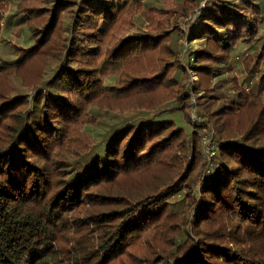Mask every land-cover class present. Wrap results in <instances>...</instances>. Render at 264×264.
I'll use <instances>...</instances> for the list:
<instances>
[{"label": "trees", "instance_id": "trees-1", "mask_svg": "<svg viewBox=\"0 0 264 264\" xmlns=\"http://www.w3.org/2000/svg\"><path fill=\"white\" fill-rule=\"evenodd\" d=\"M0 264H264V0H0Z\"/></svg>", "mask_w": 264, "mask_h": 264}, {"label": "rangeland", "instance_id": "rangeland-1", "mask_svg": "<svg viewBox=\"0 0 264 264\" xmlns=\"http://www.w3.org/2000/svg\"><path fill=\"white\" fill-rule=\"evenodd\" d=\"M11 31L9 32V37L8 39H10V44L12 45H18V46H28L29 45V41H28V35L26 34V32H21L19 35L16 34V31H13L14 30H21V29H18V27L15 28V26H12L11 25ZM6 44H3L1 45L2 48L5 46ZM3 54L6 53V54H10L12 53V50L9 49V47H4V49L2 50ZM244 55V57L247 55V54H250V50L247 48V47H242L240 52H239V55L242 57V55ZM12 57V55H11ZM234 72L235 74H239V71L241 69V59L240 60H236L234 62ZM193 79L195 78L194 76H192Z\"/></svg>", "mask_w": 264, "mask_h": 264}, {"label": "built area", "instance_id": "built-area-1", "mask_svg": "<svg viewBox=\"0 0 264 264\" xmlns=\"http://www.w3.org/2000/svg\"><path fill=\"white\" fill-rule=\"evenodd\" d=\"M203 150L208 161H210L216 155V147L208 135L204 136L203 138Z\"/></svg>", "mask_w": 264, "mask_h": 264}]
</instances>
